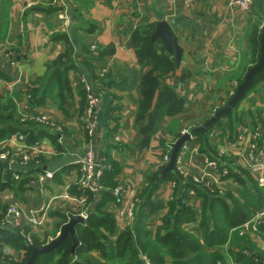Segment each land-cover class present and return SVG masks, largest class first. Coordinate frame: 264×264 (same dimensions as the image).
<instances>
[{
	"label": "crops",
	"instance_id": "0c3cea01",
	"mask_svg": "<svg viewBox=\"0 0 264 264\" xmlns=\"http://www.w3.org/2000/svg\"><path fill=\"white\" fill-rule=\"evenodd\" d=\"M55 5L62 9L51 10ZM65 15L69 20L64 18ZM157 21H166L171 26L183 49L179 67L162 83L175 89L183 106L176 115L160 117L145 134L143 128L148 124V117L138 119L136 109L142 98V77L151 66L137 56L138 45L133 43L131 32L141 24ZM263 24L264 0H253L247 11L232 6L228 0H201L198 5H186L183 0H0V107L11 98L15 120L18 121L22 112L35 109L46 113L64 128L59 144L46 128L29 123L35 125L37 131L44 132L38 138L42 151L41 171H53V177L39 186L35 180L41 171H36L37 168L22 169L25 172L14 180L17 169L5 167L9 171L7 178L11 180L7 184L4 172L2 182L7 185L0 188V203H16L23 209L24 230L41 245L59 234L61 215L68 219L70 214H75L71 209L72 201L60 195L66 191L69 195H78L75 184L78 166L72 160L82 153L85 142V131L79 121L82 106L80 75L92 76V72L84 68L68 71L71 94L62 109L58 106L55 90L49 89V97L40 106L31 107L29 98H25L29 89L38 86L47 64L59 54L69 50L74 55L85 48L94 70L106 68V90L96 134L98 152L103 156L107 154L108 159L117 163L116 185L128 183L143 200L152 175L157 172L163 177L169 173L160 174L166 166L159 165L165 150L183 129L200 126L221 108L229 91L235 89L245 76L246 67L253 65L249 37L255 28L260 32ZM61 32L70 37L69 44L53 39ZM90 46L94 49L90 50ZM255 129L264 139V80L247 92L230 115L209 129L208 153L199 151L200 139L192 133L177 157L190 172L203 173L213 182V194L239 196L242 185L237 177L246 180L247 185L250 184L248 180L257 183L250 166L264 164V149L251 148L250 134ZM13 136L3 140L5 150L20 144ZM205 157L227 161L234 175L223 176L203 169ZM20 179L23 184L18 182ZM172 182L170 178L163 179L151 193L150 200L157 207L155 211H151L149 205L142 207L148 214L146 224L152 232L161 223L176 192ZM101 192L93 200L87 199L83 208H94ZM128 193L125 194L127 198ZM111 202L103 208L108 214ZM189 203L196 213V221L184 228L199 236L201 197L190 191ZM30 210H38L37 216L43 219L41 225L29 222ZM113 219L115 230L106 233L108 238H114L125 227L120 220ZM258 229L247 235L264 250V234ZM228 246L226 243L214 249L220 251L230 264L226 252ZM5 249L17 263L22 262L24 250L6 244ZM93 255L100 257L98 251Z\"/></svg>",
	"mask_w": 264,
	"mask_h": 264
},
{
	"label": "trees",
	"instance_id": "16d2710c",
	"mask_svg": "<svg viewBox=\"0 0 264 264\" xmlns=\"http://www.w3.org/2000/svg\"><path fill=\"white\" fill-rule=\"evenodd\" d=\"M50 9L59 10L62 8L55 5ZM154 27V22H147L137 26L131 32L133 43L138 45L135 50L137 56L141 61L151 66L142 77V98L138 101L136 109L138 119L148 117V124L143 128L145 134L152 130L160 117L176 115L183 106L175 89L170 84H162L163 80L174 72L175 62L172 54L161 46L158 39L151 40L150 34ZM259 34V29L255 28L249 37L253 65L257 62L260 54ZM53 39H61L66 44L71 42L66 32L56 34ZM71 52L66 50L47 64L45 75L39 79L38 86L29 89V105L31 107L43 105L49 97V89H51L55 90L58 106L62 109V104L71 94L68 71L84 68L83 70L92 72L91 75H93L94 68L88 54L89 51L85 48L78 51L76 56H80V60L77 63L74 62ZM251 66H247L246 71ZM243 79L244 76L239 80V83ZM263 80L264 67L253 76L252 85L246 94ZM79 87L82 92L81 114L85 102V91L82 84ZM230 113L221 115L215 123ZM33 124H27L25 127L14 119V104L11 98H7L6 105L0 107V141L10 138L16 133H22L26 144H34L44 132L37 131ZM212 126L204 134H196L200 139L198 149L201 152L208 153L206 150L208 146L207 133ZM49 135L57 142L55 134L49 132ZM105 156L111 168L103 172L100 183L107 187V190L101 192V197L95 201L94 208L89 210L87 218L74 224L78 243L73 254L71 253L73 240L71 235L67 234L57 248L46 254L37 255L34 264H144L143 257L148 259L149 264H227L224 255L214 249L226 243H229L226 252L232 263L264 264V250L260 249L251 240V237L245 234L240 235L237 230L255 210L264 207V185L258 186L254 180H248L250 184L247 185L245 184L246 180L236 175L237 181L242 185L239 196L231 194L221 196L210 193L189 180L183 182L175 170L163 177H160L156 172L148 181L143 200L135 210L134 221L125 226L114 238H108L106 233L113 232L116 225L113 217L104 212L103 208L108 201L115 200L111 190L117 184L115 177L119 172V167L115 161L108 159L107 154ZM16 169L19 175L25 172L22 169ZM42 169L43 165L39 166L36 171ZM230 170L231 168H229L228 176L234 175V172ZM4 172H6L5 180L9 184L11 180L7 178L9 171L5 170L4 161L0 160V188L7 185L2 182ZM166 178L175 181L176 192L167 205V211L162 217L161 223L152 232L146 224L148 214L142 211V207L149 205L151 211L157 209L150 200V195L156 185ZM20 181L21 184L24 183L21 179L18 182ZM190 191L200 196L202 200L199 236L184 228V225L196 221V213L189 203ZM76 193L80 195L82 191L77 188ZM91 200H93V195L89 193L88 201ZM66 221L67 216L61 215L60 224L62 225ZM258 228L259 233L264 234V223L260 224ZM0 242L11 248L24 250V258L17 264H26L32 253V247L41 245L36 239L33 240L32 245H29L18 232L7 228H0ZM246 250L247 252H244ZM94 251H98L100 257L93 255Z\"/></svg>",
	"mask_w": 264,
	"mask_h": 264
},
{
	"label": "built area",
	"instance_id": "2783aa9c",
	"mask_svg": "<svg viewBox=\"0 0 264 264\" xmlns=\"http://www.w3.org/2000/svg\"><path fill=\"white\" fill-rule=\"evenodd\" d=\"M199 1L200 0H183L186 5H197ZM228 2L240 10L247 11L251 7L253 0H228ZM64 18L68 19L66 15ZM93 47L94 46H90L89 49L93 50ZM73 59L74 62H78V57L75 54L73 55ZM106 74V68L99 67L94 70L93 77L87 76L85 73L80 75V82L85 91V102L82 113L79 116V121L85 131V142L83 144L82 153L72 161L78 166V176L75 179V184L78 189L82 191V194L72 196L66 191L64 194L60 195V197L68 198L72 201V212L82 216L83 219L87 218L88 211L90 210L83 208L89 193L95 198L102 190H105L104 186L100 183V179L103 172L111 168L106 156L98 152V140L96 137L98 130V114L102 105V96L106 90ZM232 94L233 91L230 92V95ZM29 97L30 93L27 92L25 98L28 99ZM18 121L22 126L27 125L29 122L41 125L57 136L58 143H62L64 134L63 125L49 117L46 113L35 109L33 111H25L18 117ZM184 133L190 134V128L183 129L181 134ZM13 137L17 139L20 144L10 147L9 150H5V141H0V160L7 162L8 168L26 169L28 167L37 168L41 166L42 151L40 149V142L37 141L34 144H26L22 133H17ZM261 137L262 135L258 129L252 131L250 134L251 148L261 147L264 149V139ZM114 139L118 140L117 137H114ZM171 149L172 145H170L167 151L162 155L159 165L163 166L168 164L170 159L169 151ZM228 166L225 160H215L205 157L203 169L207 168L215 173L227 176L229 174ZM250 170L256 174L257 184L259 186L264 185V164L254 163L250 166ZM175 171L178 176L182 178L183 182L189 180L199 187L208 190L210 193L215 192L213 182L205 176V174H193L182 164L179 157L175 160ZM18 175L19 174H15V178L19 179ZM52 177L53 171L44 170L37 175L35 182L39 186H42L45 181ZM175 185L176 183L173 181L172 186ZM111 191L115 196V200L111 202L112 206L109 209V213L112 217L120 220L124 226L130 225L135 219L136 208L139 207L142 202L141 197L128 183H120ZM127 193L129 194L128 198L125 196ZM78 205L80 208L77 207ZM46 206L47 203L43 208H46ZM28 213L29 222L32 225H41L43 223V219L37 216L38 210H30ZM23 219V209L18 204L0 203V228H7L18 232L29 245H32L33 238L28 232H25ZM261 223H264V208L256 210L251 215L250 219L242 223L237 228L238 233L242 235L249 234L251 231L255 232ZM142 260L144 264H149L146 257H143ZM0 264H17L13 257L6 251L5 243L3 242H0Z\"/></svg>",
	"mask_w": 264,
	"mask_h": 264
},
{
	"label": "water",
	"instance_id": "95a60500",
	"mask_svg": "<svg viewBox=\"0 0 264 264\" xmlns=\"http://www.w3.org/2000/svg\"><path fill=\"white\" fill-rule=\"evenodd\" d=\"M151 40L154 41L158 39L160 41L161 46L168 52L171 53L174 62L175 68L179 67L181 62V58L183 55V49L178 43V39L173 32L171 26L166 21H157L155 22V27L153 32L150 34ZM260 54L258 56L257 62L252 65L246 72L244 79L241 83L236 86V90L234 95L228 100L225 106L216 110L207 120H205L200 126L191 129V133L196 134H204L206 130L216 122L218 117L223 114H228L232 109H234L239 101L244 97L247 89L250 88L253 82V76L260 72L264 67V24L260 28ZM190 138L189 133L181 134L179 138L173 143L171 152H170V160L168 164L163 168L160 172L161 175L165 174L166 172H170L174 170V163L176 160V156L180 151L183 144L188 141ZM5 167H8V163L4 162ZM84 219L82 216L78 214H70L68 219L65 223H63L60 227L59 234L48 243L38 246L32 247V253L29 256L26 264H34V260L37 255L46 254L55 248L61 243V241L70 234L73 240L71 246V253L73 254L74 248L78 243V240L75 235L74 231V224L77 222H82Z\"/></svg>",
	"mask_w": 264,
	"mask_h": 264
},
{
	"label": "rangeland",
	"instance_id": "374dc122",
	"mask_svg": "<svg viewBox=\"0 0 264 264\" xmlns=\"http://www.w3.org/2000/svg\"><path fill=\"white\" fill-rule=\"evenodd\" d=\"M200 2H201V0L199 1V3H200ZM199 3H198V4H199ZM198 4H197V5H198ZM67 20H69V19H67ZM75 55H76V54H75ZM72 56H73V55H72ZM77 57H78V56H77ZM93 76H94V70H93V75H92L91 77H93ZM80 83H81V82H80ZM81 84H82V83H81ZM105 84H106V83H105ZM82 86H83V85H82ZM250 87H251V86H250ZM235 90H236V88H235V89H232V90L229 91L228 96H227V99H228V100L234 95ZM247 90H248V89H247ZM231 91H233V94H232V95H230V92H231ZM245 94H246V93H245ZM244 97H245V95H244ZM244 97H243V98H244ZM243 98H242V99H243ZM227 99L224 101L225 103L223 104V106H225L226 103L228 102ZM242 99H241V100H242ZM241 100L239 101V103L241 102ZM239 103H238V104H239ZM238 104H237V105H238ZM223 106H222V107H223ZM222 107H221V108H222ZM219 109H220V108H219ZM217 110H218V109H217ZM232 110H233V109H232ZM232 110H231V111H232ZM231 111H230V112H231ZM230 112H229V113H230ZM213 113H214V112H213ZM80 115H81V114H80ZM18 117H19V116H18ZM18 117H17V118H18ZM29 123H31V122H29ZM29 123H28V124H29ZM32 123H34V122H32ZM34 124H35V123H34ZM60 124H61V123H60ZM212 125H214V123H213ZM25 126H26V125H25ZM42 127H43V126H42ZM44 128H45V127H44ZM190 128H191V127H190ZM46 129H47V128H46ZM187 129H189V128H187ZM47 130H48V129H47ZM49 131H50V130H49ZM206 131H207V130H206ZM50 132H51V131H50ZM190 132H191V129H190ZM16 134H17V133H16ZM191 135H192V133H190V137H191ZM179 137H180V136H179ZM179 137H177V138H179ZM177 138H176V139H177ZM176 139H175V141H176ZM2 141H3V140H2ZM175 141H174V142H175ZM57 142H58V141H57ZM174 142H173V143H174ZM59 144H60V143H59ZM172 146H173V144H172ZM166 151H167V149L165 150V152H166ZM170 152H171V150L169 151V156H170ZM178 153H179V152H178ZM177 155H178V154H177ZM176 158H177V156H176ZM169 160H170V159H169ZM41 164H42V163H41ZM37 168H38V167H37ZM174 170H175V163H174ZM15 174H18V173L16 172ZM15 174H14V178H15ZM227 176H228V175H227ZM18 178H19V175H18ZM16 179H17V178H15V180H16ZM262 186H263V185H262ZM77 188H78V187H77ZM258 210H260V209H258ZM255 211H256V210H255ZM255 211H254V212H255ZM249 219H250V218H249ZM64 223H65V222H64ZM258 227H259V226H258ZM251 232H252V231H251ZM251 232H250V233H251ZM250 233H249V234H250ZM245 235H247V234H245ZM48 242H49V241H47L46 243H48ZM46 243H45V244H46ZM245 252H247V250H246ZM250 253L252 254V252H250ZM230 261H231V260H230ZM218 264H219V263H218ZM230 264H232V263L230 262Z\"/></svg>",
	"mask_w": 264,
	"mask_h": 264
}]
</instances>
